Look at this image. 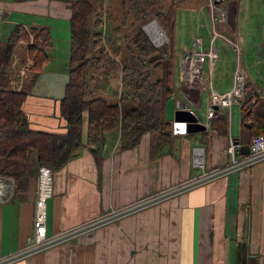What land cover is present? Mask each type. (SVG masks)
<instances>
[{"label": "crops", "instance_id": "0c3cea01", "mask_svg": "<svg viewBox=\"0 0 264 264\" xmlns=\"http://www.w3.org/2000/svg\"><path fill=\"white\" fill-rule=\"evenodd\" d=\"M226 1L223 4L229 10L228 19L220 20L218 26L220 35L214 41L218 57L213 64L207 61V84L203 88L186 85L181 62L175 70L176 100L186 103L196 113L202 112L205 117L210 84L218 91H226L233 84V73L239 61L249 69L253 67L250 61L262 58L260 62H263L264 59V46L259 50L252 43V16L248 15L243 21L240 14L241 4H254L253 1ZM179 9L185 10L188 20L190 11H194L192 25H196L195 16L199 13L205 21V35L200 37L197 32L193 35V26L185 36L183 26L176 23L174 43L179 56L181 51L193 48L191 44L196 37L197 47L208 49L211 10L207 8L206 15L202 3ZM71 16L69 4L62 0H0L2 41L17 24L29 31L47 28L52 38L49 60L44 68L28 69L20 81L24 83L23 87L30 89L26 109L31 125L36 129L65 131V120L60 114L63 95L38 92L37 89L39 84H45L41 78L43 72L50 70L56 59L53 50L57 38L68 37L70 49ZM241 21L243 29H240ZM225 36L234 39L240 48L241 43L246 51L243 61L236 57L240 48L231 45L234 52L231 51ZM24 42L15 45L21 57L27 54L24 50L28 44ZM67 62L70 69L69 59ZM248 80L264 94L251 72ZM101 81L104 85L97 91L109 100L117 99L120 71L113 72L109 79L102 76ZM11 87H14L13 80ZM240 106L238 103L229 110L225 133L212 122L205 130L174 135L181 138L180 157L174 154L173 148L169 153L152 157L148 131L142 135L138 146L125 149L119 148L120 134L115 130L107 131L100 147L91 146L85 140L78 155L55 171L53 195L47 201L48 233L57 236L76 229L74 236L9 264H264V160L247 169L185 188L187 181L203 177L205 172L228 163L227 146L231 138L241 142L245 138ZM230 113L235 117L232 123ZM199 119L205 124L200 116ZM171 130L173 132L174 123ZM86 131L85 115V134ZM197 145L205 148V170H200L194 162ZM30 162L37 168L36 151L32 152ZM36 187L35 178L27 189L16 191L20 205L14 210H5L0 205V259L21 251L27 236L32 233ZM165 193V197L135 208L139 202ZM129 208L133 209L121 213ZM99 218L109 220L82 228Z\"/></svg>", "mask_w": 264, "mask_h": 264}, {"label": "trees", "instance_id": "16d2710c", "mask_svg": "<svg viewBox=\"0 0 264 264\" xmlns=\"http://www.w3.org/2000/svg\"><path fill=\"white\" fill-rule=\"evenodd\" d=\"M72 10L70 19L69 79L60 98V114L65 120V131L36 129L26 109L30 89H13L11 78L16 66L11 61L15 45L21 40L33 42L27 46L33 63L30 69L42 70L49 60L48 48L52 38L47 28L13 27L6 40L0 38V175L15 179L14 192L27 189L32 179H37L38 167L48 166L56 171L80 152L84 141L100 147L107 131L120 134V149L139 145L145 132L151 134V155L159 157L171 152L175 136L172 122L166 115V105L175 97V70L181 62L174 33L177 10L189 5L172 0L161 8L163 0H120L121 20L112 26L113 16H108V43L116 60L103 41L102 0H62ZM191 7V6H189ZM155 18L165 30L170 44L156 46L144 25L148 16ZM151 18V17H150ZM133 27L127 34L124 28ZM116 38L123 41L115 45ZM27 54L22 61H26ZM122 68L124 88L120 97L107 99L97 89L113 72ZM258 90L248 80L245 95L240 102L244 137L250 143L254 135L264 134V98L253 101ZM87 117V131L84 120ZM229 113L216 109L213 125L227 132ZM33 151L37 153L38 166L30 163ZM36 173V174H35ZM9 200V201H10Z\"/></svg>", "mask_w": 264, "mask_h": 264}, {"label": "built area", "instance_id": "2783aa9c", "mask_svg": "<svg viewBox=\"0 0 264 264\" xmlns=\"http://www.w3.org/2000/svg\"><path fill=\"white\" fill-rule=\"evenodd\" d=\"M204 7H207L211 10V37H210V45L209 48L201 49L197 47V41L195 46L190 50H185L180 52L181 63L184 71V81L185 84L193 87H201L203 88L204 84H207V77L204 75V66L208 61L209 64H213L217 57L218 51L215 46V40L220 35L218 31L217 23L219 20L226 21L228 19L227 9L222 8L219 3H216L215 0H204ZM102 20H103V41L105 46L107 47L110 54L118 61H120V56L117 54H113L112 49L105 41V35L108 32V24L106 20V9L102 12ZM162 30V28H161ZM162 32L165 34L166 38L160 44L168 43V36L164 30ZM148 33V32H147ZM216 36V38H215ZM215 38V40H214ZM227 38L229 43L236 49L240 48L239 44L232 39ZM119 41L116 38V41ZM24 42V40H21ZM20 41V42H21ZM117 41V42H118ZM33 42V36L31 35L30 41L24 42L26 44H30ZM121 42V41H119ZM23 43V44H24ZM28 52V51H26ZM25 52V53H26ZM28 54V53H27ZM21 56H19V52L14 48L11 61L13 65L17 68L18 73H15L11 80L14 81L17 85H14L13 89H21L24 83L20 82L25 77L27 70L30 69L33 60L31 57H27L26 61H22ZM120 71V90L117 92V98L120 97V94L124 88V79L122 68ZM249 79V72L247 71L246 66L242 65L239 61L233 73V84L230 89L226 91H218L213 85L210 84L211 91L209 94V106L206 113L205 124L208 128L212 125L213 119L215 117V107L214 105L228 106L231 109L232 106L241 102L242 98L245 95L246 84ZM264 97V95L260 92L253 96V101H257ZM177 107H185L190 108L186 103H182L181 101L176 102ZM191 109V108H190ZM174 123V121H173ZM187 121L179 122L180 127L174 128L173 133H186L187 132ZM175 124V123H174ZM250 149L248 153H243L242 147L243 143L234 138H231L228 146L227 152L229 155V161L223 166H219L211 171H207L204 173V176L195 177L186 182L185 188H189L195 185H198L205 181H213L218 177L229 174L233 171L247 169L261 161L264 160V134L259 133L253 136L252 141L250 142ZM194 162L195 165L199 168L205 170V148L201 145H197L194 147ZM54 174L55 171L52 170L48 166L41 165L38 167V177H37V187H36V200H35V211H34V229L31 234L27 236L25 246L19 252H15L13 254L8 255L5 258L0 259V264H9L15 260L26 257L32 253L37 251H42L52 247L53 245L58 244L61 241H65L74 236L76 229L66 231L61 235H50L47 230V201L53 195V182H54ZM8 185V187H5ZM15 186V179L9 176L0 175V203L4 201H8L11 199ZM170 191L169 193H171ZM167 193L164 195H158L151 199H145L142 202L136 204L135 208H139L142 206H146L150 204L153 200L156 201L158 198L165 197ZM153 201V202H154ZM133 208L126 209L121 213H127ZM105 220H109V218H99L95 221L87 223L82 226V228L93 227L97 224H101L105 222Z\"/></svg>", "mask_w": 264, "mask_h": 264}, {"label": "rangeland", "instance_id": "374dc122", "mask_svg": "<svg viewBox=\"0 0 264 264\" xmlns=\"http://www.w3.org/2000/svg\"><path fill=\"white\" fill-rule=\"evenodd\" d=\"M119 1L120 0H102V6H100V5L98 6V9L102 12L104 11V9H106V20H107V22H108L109 13L111 11L112 16H113V20H112V23H113L112 26L113 27L117 23H119V20H121L120 2ZM170 1H172V0H163L161 3V8L164 9L170 3ZM175 1H178L179 4L189 5L191 7L192 6H198L201 3L205 4L204 0H175ZM251 1H253L254 4H251V2H250V4H247V5L245 3L241 4L240 14H241V19L243 21H245V19L247 18L248 15L252 16V18H253V19H251V21L253 23L251 26V28H252V43L255 46H257L258 49L260 50V47L264 46V0H251ZM225 2H227V1L223 0L221 2L220 6L222 8H225V6L223 4ZM205 10L206 11L204 13L207 15V7H205ZM184 13H186L185 10H182V9L177 10L176 23H180L181 26H183L185 36H187V34L189 33V28H191L192 26L194 28L193 35L196 32H197L199 37L205 35L203 33V31L205 30V27H204L205 21H204L203 15L201 13L196 15L195 16V24L196 25H192L191 18L194 17V11H190V13H189L191 15L190 20H188L186 18ZM228 13H229V10H227V15H228ZM147 19L148 20L146 22L148 23L153 18L150 15V16H148ZM186 24H187V26H186ZM220 24H221V22L219 20L217 23V27ZM243 28H244V26H243L242 21H241L240 29H243ZM123 30L124 31H122L121 33H124L126 31V33L129 34L132 32L133 27L130 26V27L124 28ZM108 33H109V31L105 35V41L107 43H108ZM229 35L234 38V36L232 34H229ZM215 38H216V36H215ZM215 38H214V40H215ZM63 39L65 41H63ZM232 40L234 41V39H232ZM117 41H115V45H117V46H119L120 43H123V41H121V42H119V41L117 42ZM196 41H197V37L194 38V40L192 41V44H191L192 47L195 46ZM170 43L171 42L168 39L167 44H170ZM215 44L217 45V43H215ZM227 45L231 46V44H229V43ZM240 46H241L240 53L236 54V57L237 58L239 57L243 61V57H244V54L246 53V51H244L242 49L241 43H240ZM232 48L233 47L231 46V51L234 52V50H233L234 48L233 49ZM69 50L70 49H69L68 37L67 38H61V37L57 38L55 48L53 50L54 55L56 56V59L54 60V62H52V65H51L52 68L48 71L46 70L43 72V77H41V78L43 81H45V84L44 85H42V84L38 85L40 87L39 89H37L38 92H45V93L53 94V95H59V94L63 95L64 94L65 87H66L65 83L67 82L68 72H69V67H68V62H67V60L69 59ZM230 53H228L229 54L228 58L231 57ZM261 59L257 58V60L255 59L254 61H250L253 63V67H250L249 69L246 65L245 66H246L249 74H250V72L252 73L253 79L257 80V82L259 83V86L262 89H264V59H263V62H260ZM65 62L67 65H65ZM204 69H205L204 75H206L205 71L207 70V62L204 66ZM14 85H17V84L14 83ZM262 98H264V97H262ZM234 106H232V107H234ZM197 113L199 114V116L202 120H206L205 114L203 115L202 112H200V111H198ZM234 113H235V110H234ZM230 118H231L230 123H232V119L235 118V117H233L232 113H230ZM201 169L202 168H200V170ZM202 172H204V171L202 170ZM0 205H2L5 210L12 211L16 207H18L20 205V203H19V200H17V198L15 197L13 200H10L9 202H7V201L1 202Z\"/></svg>", "mask_w": 264, "mask_h": 264}, {"label": "water", "instance_id": "95a60500", "mask_svg": "<svg viewBox=\"0 0 264 264\" xmlns=\"http://www.w3.org/2000/svg\"><path fill=\"white\" fill-rule=\"evenodd\" d=\"M223 0H215L216 3H220ZM151 21L156 22L158 27L161 29V26L159 25L158 21L153 18ZM149 21V22H151ZM148 22V23H149ZM146 23L144 25V29L146 30V25L148 24ZM163 30V29H162ZM147 32V30H146ZM216 109H222L223 112L228 113L229 112V107L228 106H220V105H215ZM166 115L167 118H169L170 120L174 121L175 123V128H179L180 124L179 122L181 121H187V132L188 131H201V130H205L207 128V125L202 123L199 119V115L192 109L189 108H185V107H177L176 106V98L175 97H171L169 99V101L167 102L166 105ZM238 140V139H236ZM174 154L177 157H180V151H181V138L180 137H176L174 140ZM250 149V145L246 144L242 147V152L243 153H248Z\"/></svg>", "mask_w": 264, "mask_h": 264}, {"label": "bare ground", "instance_id": "6f19581e", "mask_svg": "<svg viewBox=\"0 0 264 264\" xmlns=\"http://www.w3.org/2000/svg\"><path fill=\"white\" fill-rule=\"evenodd\" d=\"M146 30L148 32L149 37L153 40V42L156 45H160L164 41V39L166 38L165 34L158 27L156 22H153V21L149 22L146 25ZM214 107H215V105H214Z\"/></svg>", "mask_w": 264, "mask_h": 264}]
</instances>
